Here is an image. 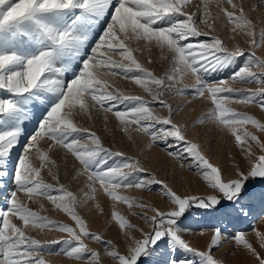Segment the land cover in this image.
<instances>
[{
  "label": "snow or ice",
  "instance_id": "snow-or-ice-1",
  "mask_svg": "<svg viewBox=\"0 0 264 264\" xmlns=\"http://www.w3.org/2000/svg\"><path fill=\"white\" fill-rule=\"evenodd\" d=\"M210 2L203 0L190 12L191 0H0V179L9 175V162H16L15 190L8 207L0 209V264H49L45 253L85 264H155L158 250L167 256L164 264H225L214 249L228 239L253 264H264V231L254 229L253 243L243 231L226 237V229L216 227L206 245L198 248L184 238L181 228L182 219L193 210L215 219L247 217L254 197L248 183L264 178V139L247 127L264 134V121L231 107L258 105L264 111V55L257 54L264 48V24L257 25L242 0H215L217 15L223 14L233 34L228 39L241 36L249 45L237 42L229 49L216 33ZM141 43L159 51V60L166 61L162 72L137 58ZM147 63L152 64L151 58ZM229 69L227 79H208L211 73ZM116 77L139 86L149 98L122 90ZM229 80L258 87L234 88ZM188 95L192 100L187 103L202 98L210 105L194 124L207 118L233 137L246 165L236 163L235 178H228L200 144L187 137L188 126L175 120L183 105L170 100ZM156 105L164 111L156 110ZM33 110L39 114L37 125L24 142ZM94 115L102 117L105 129L112 121L130 141L146 137L145 151L175 141L180 150L168 155L190 159L187 166L195 168L209 194L174 190L157 179L142 158L106 145L97 132L79 125L78 118ZM45 171L53 182L46 181ZM62 174L69 184L62 182ZM153 185H159V195L168 202L165 207L128 192H150ZM17 192L40 208L43 198L70 222L42 215ZM97 193L110 198V219L119 242L91 231L78 210L95 201L94 208L103 213ZM246 194L249 203H244ZM118 204L127 206V215ZM130 217H139L143 224ZM30 230L66 236L42 240ZM86 241L101 247H90ZM182 253L198 260L181 259Z\"/></svg>",
  "mask_w": 264,
  "mask_h": 264
},
{
  "label": "rangeland",
  "instance_id": "rangeland-1",
  "mask_svg": "<svg viewBox=\"0 0 264 264\" xmlns=\"http://www.w3.org/2000/svg\"><path fill=\"white\" fill-rule=\"evenodd\" d=\"M235 2L239 3L241 0H235ZM242 2L244 3L245 10L256 21L257 25L259 26L264 24V5L257 7L259 0H242ZM202 3L203 0H191L188 10L190 12L196 11V5ZM225 7H227V5H225ZM210 10L213 18H215L216 33L220 35L222 39H226V46L229 49H232L237 42L240 43L241 47H249V45H247L241 36H236L235 40L228 39V37L233 34L230 33L229 27L226 26L225 17L223 14L219 13V15H217L219 10L216 7L215 0H211ZM197 15L199 16V13H197ZM200 27L202 30L206 29V26L203 24H201ZM131 46L134 48L137 47L136 44H131ZM139 48L140 50L136 51L135 55L141 61V63H143L146 67L155 69L157 72H162V66H166V61L159 60V51L155 48H144L142 43L139 45ZM257 54L264 55V48L257 49ZM148 58H151L152 64L147 63ZM231 71L232 70L229 69L219 73H211L208 79L213 81L227 79L231 75ZM115 83L122 90L130 94L144 95L145 98H149L147 97V94L139 88V86L134 85L130 81L116 77ZM229 84L234 88L258 87V85L242 84L239 82H233L231 80H229ZM188 100H192L191 95L185 96L183 98L175 97L170 100V102L173 104L180 102L183 105L182 110L179 111L175 116V120L188 126L190 130L186 133L187 137L200 144L202 151L214 164H217L221 167L222 171L228 178H235L236 163H241V167L243 168H246V165L242 163L240 150L234 144L233 137L222 129L218 128L215 123L210 122L207 118H205L204 123L202 124H194V122L199 117L204 116L208 112L210 105L204 102L202 98H197L192 103H187ZM155 107L158 111H164L160 109L158 105ZM231 107L238 111H246L249 114H253L264 121V111H261L258 105H245V108L243 105L237 104L236 106L231 105ZM192 108H195L194 112H191ZM38 115L39 114L33 110L32 117L26 121V128L22 137V141L26 142L30 139L31 134H34ZM78 123L80 126L88 127L92 131L97 132L98 135H101L106 145L123 150L128 155H134L142 158L145 167H147L150 171L155 172L157 179L168 182L174 190L195 196L207 195L211 191L197 175L195 168H189L187 166L191 163L190 159L186 161H180L168 155L169 151L180 150V146L175 141H171L167 145L164 143H159L153 145L151 149L145 151L144 145L147 141L146 137L141 136L136 142L130 141L124 137L122 133L114 128L112 121H109L108 129H105L102 117L99 115H94L92 119H89L86 116L78 118ZM247 127L250 130L256 131L257 135H260L261 139H264V134H261L259 130L254 129L251 125H248ZM19 154L20 153L18 151L15 155ZM57 162L59 163V160H57ZM68 163L70 167V158ZM181 163H184L185 167H180ZM15 166L16 162L13 159L7 166L9 175L0 179V209H6L8 207L11 193L15 190V184L13 180V169ZM42 175L47 182H53L51 177L47 175L46 171L42 172ZM62 182L66 184L70 183L67 175L62 174ZM72 187L73 190H75L76 186L74 184ZM248 187L250 191L254 193V197L250 202V215L241 218L215 219L211 215L203 216L200 212L193 210L191 215L183 218L181 222V228L185 230L184 238L190 241L193 246L203 248L210 239L211 231L216 227H220L221 229H226L224 232V236L226 237L233 233H239L243 231L248 235V238L253 243H256L254 229L264 231V201L261 199V193L264 192V178H253L251 181H249ZM86 190L87 189H85V191ZM159 190V185H153L150 192H141L135 189L128 190V192L129 194L141 196L144 199H147L149 202L156 204L157 206L165 207L168 202H166L164 198L159 195ZM17 196L22 200H25V202H27L34 210L40 211L42 215H48L54 219H59L64 222H70L69 218L65 214L55 210L53 206H51L50 203L44 201L43 198H40V202L44 204V207L40 208L39 203L27 201L22 193L17 192ZM244 203H249L247 194L245 195ZM90 205H92V202L78 209L81 211L82 215L85 216L86 220L89 221L90 230L102 233L105 238H111L119 242L121 237L116 226L110 219V213L112 210L111 204L107 210L104 209L102 222L100 225H97V227H93L89 217L91 215L89 210ZM194 208L195 206H193V209ZM117 209L125 215H127L129 211L127 206L123 204H118ZM130 218L133 220V222L143 224L139 217ZM202 232L204 235H201ZM30 233L37 239L42 240L56 239L55 237L60 238L66 236V234L63 233L49 232L48 230L39 232L30 230ZM86 242L89 243L90 247H101L95 241ZM214 254L218 258L223 259L225 264H253L252 259L248 257L241 248L235 246L234 242L230 239L225 240L222 243V246L214 249ZM56 256L57 255L55 254L49 255L45 253V259L49 262V264H53L54 262V264H60L61 262L57 261L62 257H64L63 259L66 261L62 262V264H85L84 261H76L63 255H58L57 258ZM185 257L198 260L197 257H193L189 253L179 254V258L183 259ZM166 258V254L163 251L158 250L157 254L153 257V261H155V264H164Z\"/></svg>",
  "mask_w": 264,
  "mask_h": 264
},
{
  "label": "bare ground",
  "instance_id": "bare-ground-1",
  "mask_svg": "<svg viewBox=\"0 0 264 264\" xmlns=\"http://www.w3.org/2000/svg\"><path fill=\"white\" fill-rule=\"evenodd\" d=\"M234 106H236L237 104H233ZM244 107H245V105H243ZM246 108V107H245ZM195 111V108H192L191 109V112H194ZM87 191V190H86ZM109 200H110V198H107V197H105L103 194H101V193H97V201H99L100 203H101V205H102V207L105 209V210H107L108 208H109V206H110V202H109ZM92 202V205H90V207H89V210H90V212H91V215L89 216L90 217V219H91V223L93 224V227H97V225H100V223L102 222V217H103V214L104 213H100V212H98L95 208H94V203H95V201H89L88 202V204L89 203H91ZM60 235V234H59ZM58 236V235H57ZM59 237V236H58ZM55 238H57V237H55ZM58 256V255H57ZM57 256H56V258H57ZM61 256V255H60ZM64 257H62V258H59L60 260H58L57 261V259H56V261L57 262H61L60 264H62V262H66L65 261V259H63ZM55 263V262H54ZM53 263V264H54Z\"/></svg>",
  "mask_w": 264,
  "mask_h": 264
}]
</instances>
